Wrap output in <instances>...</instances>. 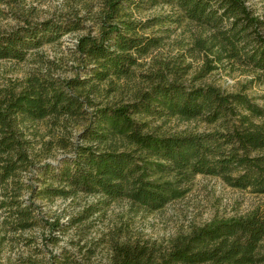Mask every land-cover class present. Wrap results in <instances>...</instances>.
<instances>
[{"label":"trees","instance_id":"16d2710c","mask_svg":"<svg viewBox=\"0 0 264 264\" xmlns=\"http://www.w3.org/2000/svg\"><path fill=\"white\" fill-rule=\"evenodd\" d=\"M126 1L105 0L99 35L79 38L76 52L84 69L94 65L85 78L32 75L19 87L0 88V188L18 183L22 172L35 167L21 124L52 118L68 129L62 123L83 118L89 121L84 136L90 142L78 145L74 158L57 172L47 165L46 173L52 171L64 186H47L45 194L82 191L101 195L106 204L127 200L137 211L156 212L185 195L187 184L200 174L264 194V108L243 91L187 87L167 77L166 69L177 67L166 64L153 75L148 89H132L133 98L125 104L98 108L85 94L87 86L98 88L93 80L123 86L119 82L132 79L138 59L160 44L157 37L137 35L141 25L122 17ZM148 1L172 5L182 19L203 29L194 48L204 52L206 72L227 59L264 74L263 19L246 0ZM78 28L77 23L65 26L46 20L0 29V59L23 60L30 50ZM89 107L95 110L87 117ZM154 114L200 119L221 128L175 134L145 131L141 116ZM17 211L20 228L31 227L30 211L20 206ZM110 250L106 264H264V208L168 239H112ZM91 257L90 252L82 259L63 252L45 263L29 264H101Z\"/></svg>","mask_w":264,"mask_h":264},{"label":"rangeland","instance_id":"374dc122","mask_svg":"<svg viewBox=\"0 0 264 264\" xmlns=\"http://www.w3.org/2000/svg\"><path fill=\"white\" fill-rule=\"evenodd\" d=\"M246 1L263 19L264 33V0ZM105 13V0H0L3 31L46 20L65 26L79 25L78 29L30 50L23 60L0 59V88L19 87L32 75L85 78L94 65L84 69L76 52L78 40L85 35L98 36ZM121 14L124 19L141 25L137 35L157 37L160 44L138 59L132 67V79L119 82L123 86L116 88L109 82L93 80L91 83H96L98 88L86 87L85 94L94 99L98 108L130 102L132 89H148L153 75L166 64L177 67L166 69L171 80L176 79L187 87L215 85L226 92L243 91L264 108L263 72L227 59L217 69L206 72L204 52L194 48L203 29L182 19L177 8L148 0H127ZM94 110L95 107H89L87 117ZM140 119L147 123L145 131L161 134L221 128L219 124L179 116L154 114ZM65 123L68 129L54 124L52 118L21 124L30 141L29 154L35 167L22 172L18 183L0 188V264L45 263L51 255L63 252L79 259L90 252L93 261L106 264L112 239H168L214 220L246 216L259 207L264 208V194L233 188L218 177L202 174L187 184L185 195L156 212L137 211L127 200L106 204L101 195L82 191L57 196L45 194L43 190L47 186H64L59 178L52 176V171L46 173L47 165L57 172L74 158L78 145L90 142L84 136L89 121L78 118L62 124ZM19 206L30 211L31 227L20 228ZM50 223L59 226L54 229Z\"/></svg>","mask_w":264,"mask_h":264}]
</instances>
